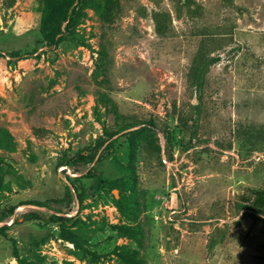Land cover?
<instances>
[{"label":"rangeland","instance_id":"rangeland-1","mask_svg":"<svg viewBox=\"0 0 264 264\" xmlns=\"http://www.w3.org/2000/svg\"><path fill=\"white\" fill-rule=\"evenodd\" d=\"M260 191L264 0H0V264H264Z\"/></svg>","mask_w":264,"mask_h":264},{"label":"trees","instance_id":"trees-1","mask_svg":"<svg viewBox=\"0 0 264 264\" xmlns=\"http://www.w3.org/2000/svg\"><path fill=\"white\" fill-rule=\"evenodd\" d=\"M196 87H197V90L198 91H201L202 87H203V84H202V81L198 82L196 84ZM98 149L99 148H96L90 152H87V153H84L82 155H79L76 159L79 160V162L81 163H84V164H93L95 163L96 159H97V152H98ZM115 149V143H112L110 144L109 146H107V148H105L104 150V153H103V156L102 159H106L107 157H109L110 155H112L113 151ZM99 159V158H98ZM97 159V161H98ZM61 166H74V164L68 162V163H65V164H60ZM257 197L259 195L260 198H263L264 199V191H260V192H257ZM32 205H36L38 207H48L47 204H40V203H37V204H32ZM260 204L256 202H254L253 204H245L243 210H246V211H250V212H253V213H262L264 214V200H263V204ZM16 209V208H15ZM15 209H11L8 213V218L10 217H13L14 213H15ZM23 219L25 221H33V220H39L41 219V216L40 214L38 213H28V214H24L23 215ZM4 221V218H0V224L1 222ZM49 221L52 222V223H60L61 221H63V218L61 216H58V215H52L50 216L49 218ZM18 220L16 219L14 221V224L17 223ZM5 230H7V227L6 226H2L0 227V235H5Z\"/></svg>","mask_w":264,"mask_h":264},{"label":"bare ground","instance_id":"bare-ground-1","mask_svg":"<svg viewBox=\"0 0 264 264\" xmlns=\"http://www.w3.org/2000/svg\"><path fill=\"white\" fill-rule=\"evenodd\" d=\"M13 221H11L10 223L12 224Z\"/></svg>","mask_w":264,"mask_h":264}]
</instances>
